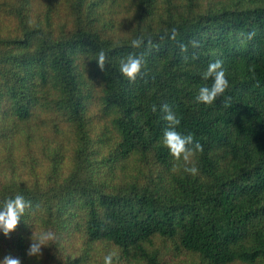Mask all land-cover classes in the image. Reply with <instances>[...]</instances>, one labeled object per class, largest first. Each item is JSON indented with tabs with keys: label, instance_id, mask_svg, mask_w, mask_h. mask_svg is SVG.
<instances>
[{
	"label": "trees",
	"instance_id": "1",
	"mask_svg": "<svg viewBox=\"0 0 264 264\" xmlns=\"http://www.w3.org/2000/svg\"><path fill=\"white\" fill-rule=\"evenodd\" d=\"M216 60L229 86L198 103ZM164 104L198 175L162 143ZM17 195L0 261L264 264V0H0V206ZM34 230L56 235L39 258Z\"/></svg>",
	"mask_w": 264,
	"mask_h": 264
},
{
	"label": "clouds",
	"instance_id": "2",
	"mask_svg": "<svg viewBox=\"0 0 264 264\" xmlns=\"http://www.w3.org/2000/svg\"><path fill=\"white\" fill-rule=\"evenodd\" d=\"M252 35L253 34L250 33L248 38L251 39ZM142 42L141 39H134L131 41V46L133 48H138L141 46ZM192 43L193 46H197L195 41ZM106 60V54L103 51H100L96 62L101 71L105 70ZM143 63L142 56L129 54L126 58L121 60L119 71L130 81H135L141 74ZM202 78L205 80L211 78L213 82L210 87L205 86L199 89L195 98L198 103L212 104L218 97H221L225 93L229 86L228 79L226 78L225 71L222 67V61L220 60L210 63L206 71L203 73ZM156 110V106L153 105L152 111L155 112ZM160 110L164 112L163 119L167 122V127L163 133V145L168 148L169 154L174 160L179 161L182 159L185 162V167L183 169L185 173L193 176L198 175L199 169L192 163V161L197 152L203 151L202 145L194 141L192 134L184 135L176 131V127L181 121L169 105H162ZM30 207L31 202L26 201L22 195L9 198L2 206H0V231L3 232L4 236H9L10 233L17 228L26 209ZM55 239V233L50 230H44L39 233L34 230L30 237L31 242L27 255L39 258L42 256V248L50 245ZM115 255V253L107 254L104 257L103 264H114ZM0 264H21V261L19 258L7 255L2 261H0Z\"/></svg>",
	"mask_w": 264,
	"mask_h": 264
}]
</instances>
